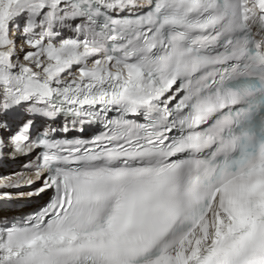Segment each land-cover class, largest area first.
<instances>
[{
  "label": "snow or ice",
  "instance_id": "obj_1",
  "mask_svg": "<svg viewBox=\"0 0 264 264\" xmlns=\"http://www.w3.org/2000/svg\"><path fill=\"white\" fill-rule=\"evenodd\" d=\"M0 264H264V0H0Z\"/></svg>",
  "mask_w": 264,
  "mask_h": 264
},
{
  "label": "bare ground",
  "instance_id": "obj_2",
  "mask_svg": "<svg viewBox=\"0 0 264 264\" xmlns=\"http://www.w3.org/2000/svg\"><path fill=\"white\" fill-rule=\"evenodd\" d=\"M19 166L18 165H13L9 168H4V167H0V173H3V172H10V171H13L15 170L16 168H18Z\"/></svg>",
  "mask_w": 264,
  "mask_h": 264
}]
</instances>
